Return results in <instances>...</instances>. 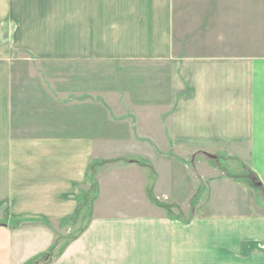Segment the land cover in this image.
I'll return each instance as SVG.
<instances>
[{"label":"crops","instance_id":"obj_1","mask_svg":"<svg viewBox=\"0 0 264 264\" xmlns=\"http://www.w3.org/2000/svg\"><path fill=\"white\" fill-rule=\"evenodd\" d=\"M181 15L176 0H0V264H41L57 233L45 224L13 228L11 220L73 221L101 132L96 112L89 114L96 121L89 125L83 114L70 118L73 99L63 114L47 115L51 123L45 133L24 124L15 97L18 75L29 71L21 63L23 55L46 62L48 72L62 73L75 67L85 72L87 62L105 59L167 63L173 108L168 135L227 146L243 158L256 181V191L249 192L243 184L213 176L205 182L210 190L204 197L196 177L190 196L196 207L187 210L186 221L161 209L105 214L100 211L106 205H97L81 235L46 264H264L260 18L250 30L251 49L242 47L240 29L202 28V34L219 41L208 52L184 43L189 39L182 36L190 33L182 30ZM231 40L237 41L234 48ZM217 185L222 187L219 196ZM182 191L180 186L176 193L180 201Z\"/></svg>","mask_w":264,"mask_h":264},{"label":"rangeland","instance_id":"obj_2","mask_svg":"<svg viewBox=\"0 0 264 264\" xmlns=\"http://www.w3.org/2000/svg\"><path fill=\"white\" fill-rule=\"evenodd\" d=\"M176 1L182 11L184 25L181 28L190 33L182 36L184 40L189 39L185 42L182 40L187 47H204L206 50L200 51L213 52L219 44L217 36H206L200 30L206 28L216 32L229 26L231 30L243 31L242 47L251 49L250 30L255 19L260 18L256 19L261 22L259 48L264 52V0H255L259 2L258 7L254 0ZM254 7L258 8L256 16ZM235 45L237 41L231 40V47ZM21 63L28 66L29 71L25 69L26 72L18 75V83L15 84L16 105L23 123L35 128L34 132L45 133L46 126L51 123L47 115L66 112V103L71 99L70 118L77 113L83 114V121L89 125L96 122L89 114L96 112V118L100 114L101 132L95 138L97 158L87 168V183L73 222L51 223L37 217L11 220L13 228L36 224L52 227L57 233L59 246L49 257L51 260L86 227L97 205H106L107 210L100 211L105 214L111 211L149 214L153 209H161L165 215L186 221L190 218L187 210L196 207L190 199L196 177L199 178L196 187L198 194L204 197L210 190V185L205 182L211 181L213 176L243 184L249 192L256 191V181L243 163V158L229 152L227 146L178 140L168 135V121L173 108L168 104L167 63L105 59L87 62L85 72H78L75 67L63 73L48 72L43 69L46 62H31L25 55ZM201 152H208L207 156ZM197 153L193 160V155ZM212 157L218 160L212 161ZM159 175L161 178L157 184ZM180 186L185 195L181 201L176 194ZM214 188L219 196L222 187L217 185ZM102 191L105 200L101 198ZM233 192L236 191L229 193ZM45 260L40 263L46 264Z\"/></svg>","mask_w":264,"mask_h":264},{"label":"trees","instance_id":"obj_3","mask_svg":"<svg viewBox=\"0 0 264 264\" xmlns=\"http://www.w3.org/2000/svg\"><path fill=\"white\" fill-rule=\"evenodd\" d=\"M77 215H78V213H77ZM77 215H76V217H77ZM70 222H73V221L72 220L67 221V223H70ZM83 230L79 233V235L75 239H77L81 235V233L83 232ZM75 239H73L72 241H74ZM58 246H59V239H57V241L55 242V244L53 245V247L49 250V252L47 254H45L44 256L41 257V260L47 259L45 261L47 263L50 262L51 261V258H49V257H52L54 255V252L56 251V249L58 248ZM63 250H60V252H58L57 254L55 253L54 258H57L58 256H60V254L63 252ZM39 260H37V261H39ZM30 264H36V263H32L31 262Z\"/></svg>","mask_w":264,"mask_h":264}]
</instances>
